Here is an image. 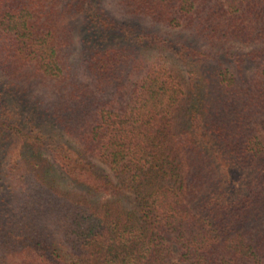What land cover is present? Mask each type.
I'll return each instance as SVG.
<instances>
[{"label":"trees","instance_id":"1","mask_svg":"<svg viewBox=\"0 0 264 264\" xmlns=\"http://www.w3.org/2000/svg\"><path fill=\"white\" fill-rule=\"evenodd\" d=\"M3 189L0 264H264V0H0Z\"/></svg>","mask_w":264,"mask_h":264},{"label":"rangeland","instance_id":"2","mask_svg":"<svg viewBox=\"0 0 264 264\" xmlns=\"http://www.w3.org/2000/svg\"><path fill=\"white\" fill-rule=\"evenodd\" d=\"M162 31V33H164L166 36L171 37V38H175L177 36H179L178 31L177 30H173V29H160ZM7 190L8 189H3L2 192L0 191V196H10L11 198H13L12 196H14L13 193L10 192V194H7ZM9 191V190H8Z\"/></svg>","mask_w":264,"mask_h":264}]
</instances>
